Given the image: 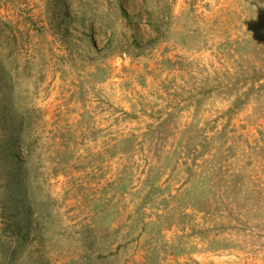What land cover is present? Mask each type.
I'll use <instances>...</instances> for the list:
<instances>
[{
	"label": "rangeland",
	"instance_id": "obj_1",
	"mask_svg": "<svg viewBox=\"0 0 264 264\" xmlns=\"http://www.w3.org/2000/svg\"><path fill=\"white\" fill-rule=\"evenodd\" d=\"M0 264H264V0H0Z\"/></svg>",
	"mask_w": 264,
	"mask_h": 264
}]
</instances>
